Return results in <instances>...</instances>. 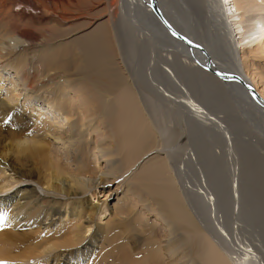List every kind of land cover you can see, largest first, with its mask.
I'll return each instance as SVG.
<instances>
[{
    "label": "bare ground",
    "instance_id": "bare-ground-1",
    "mask_svg": "<svg viewBox=\"0 0 264 264\" xmlns=\"http://www.w3.org/2000/svg\"><path fill=\"white\" fill-rule=\"evenodd\" d=\"M88 1L0 0V93L7 99L0 97V213L5 215L0 261L264 264V243L248 226L260 228L264 241V69L249 64L246 50L256 42L264 49V16H250L261 27L249 43L240 21L232 19L255 0L244 7L236 0H198L208 29L219 26L208 39L193 26L199 20L189 12L197 0L185 2L180 22L174 15L178 0H121L125 23L111 19L91 35L43 47L50 34L83 17L81 5ZM170 4L175 8L168 9ZM6 82L10 88L4 90ZM143 93L176 105L173 109L187 120V134L160 129L167 118L164 107L159 111L150 97L141 98ZM22 97L25 104L16 106ZM228 97L241 126L249 122L255 129L256 143L235 136L240 125L226 124L233 113L217 116L207 109L209 103L203 105V99L215 103ZM155 127L165 146L186 135L199 143L185 159L195 182L182 192L169 179L167 151L165 159L157 156L159 161L131 176L140 155L152 148ZM208 140L217 143L213 155L206 154ZM214 166L227 170L229 228L228 217L218 209L224 199L212 190L223 184L214 173L210 176ZM117 182L129 199L121 197L111 208L106 199L101 206L91 205L105 186ZM22 184L25 188L4 196ZM141 208L169 232L145 218L149 214ZM42 230L52 234L41 235ZM234 240L241 242V252L226 251L229 259L225 244Z\"/></svg>",
    "mask_w": 264,
    "mask_h": 264
},
{
    "label": "rangeland",
    "instance_id": "rangeland-1",
    "mask_svg": "<svg viewBox=\"0 0 264 264\" xmlns=\"http://www.w3.org/2000/svg\"><path fill=\"white\" fill-rule=\"evenodd\" d=\"M166 1L169 2L168 0H166ZM171 1H173V0H171ZM178 1L181 2V5H179L178 7H176L178 13H174V15H176L175 16V20H178L180 22V20H183L182 18L186 17V12H184L185 11L184 10V6H185V2H187V0H178ZM236 1H238L237 4H240V5L242 4L241 6H243V7L245 6L246 3H248L247 2L248 0H236ZM250 1H252V0H250ZM263 1L264 0H255V1H253L254 4L251 5V6H249V4H246L247 6H245L243 10L241 9V11L238 12L239 15H236V17L232 18V19H236L237 18V20L240 21V23H239V25L241 26L240 28L243 29L242 31H244L243 35H245L246 37L248 36V38L245 39L246 40L245 43H249L250 39L256 38V35H255L256 30L258 29V27H261V25L256 24L255 21H253L255 19H251L250 16L252 14L253 15H258L259 14L262 17L264 16V10H262V9H264L262 7ZM146 3H147V0H146ZM174 3H177V2H174ZM196 4H197V6H195ZM200 4L201 3H199V1L198 2H195L193 7L190 6L189 12H191L193 14L195 21L196 20H199V22L198 21L194 22L193 26L195 25L194 27L197 28V30L199 29V31L204 30L203 32L201 31V35L204 33L202 36H204V37L206 36V39H208L209 38L208 37L209 32L211 34H215L217 32L219 26H217V25L215 26L214 25L215 26L214 28L213 27L212 28L209 27L210 30L208 29V27H207L208 24H206V20H205L208 15L206 14L207 12L205 10H203V8L200 7ZM254 5H260L261 6L260 11ZM232 6H233V4L230 7H232ZM120 8H121V0H89L85 4L81 5V9L83 11L82 12L83 17L81 19H79V20H76V21H73L71 23H68L67 26L69 28L65 27V28H62L59 31L53 33L52 35L50 34V37L48 39L45 38L46 40L43 41L44 42L43 47L46 46L47 43H49L48 45H52V42H56L57 40H60L62 38L65 39L64 42H73V41H76L77 38H83L85 36L91 35V34L94 33V31H96V30L99 29L98 28L99 25H100V27L102 25H104V24L105 25H107V24L109 25V22H110L111 19H112L113 22H116V23L117 22H124L125 23V21L121 19L123 14L121 15ZM173 8H175V7L174 6H171V4L168 5V9H173ZM16 9H19V8H16ZM199 9L201 11H199ZM232 9H233L232 11H234V8H232ZM183 14H185V15H183ZM210 19L212 20V17H210ZM202 20H203V22H202ZM235 22L236 21H234L232 23V25H234ZM198 24H199V26H198ZM203 24H204V26H203ZM203 27H205L207 29L208 34L206 32V29L203 28ZM46 28L52 29L53 27H52V25H50V26H47ZM232 28L236 29L235 25ZM235 32H237V30H235ZM238 38H239V36H236V39H235L236 43L238 41ZM49 39H51V40H49ZM257 43L258 42H256L254 45L253 44H248L247 49H246L248 51L247 52L248 53L247 58L250 61L249 64L254 63V66H255V64H257L258 67L261 66L264 69V49H262L261 45H257ZM238 51L241 54L243 53V50H238ZM250 51H254L255 52V53L253 52L254 55L253 54L250 55L249 54ZM4 75L5 74H3V76ZM10 75H11V73H10ZM5 76H7V74ZM8 76H9V74H8ZM12 76H13V72H12ZM251 80L254 82V80L252 78H251ZM256 80H258V79H256ZM253 82H252V87H256V86L253 85ZM259 83H260L259 85L262 86L261 85V84H263L262 83V80H259ZM5 86H6V88H4V90H7L8 88H10V85H8V82H6L3 87H5ZM2 90H3V88H2ZM22 93L24 94L25 92L23 91ZM258 93H259V91H258ZM0 97H2V99L7 100L4 93H0ZM142 97L143 98L144 97H148L147 99H149V97H150L151 102L152 101L154 102V103H152V105L154 106L156 104L155 105V107L157 106L156 109H159L158 107H160L159 111H161V108L162 107H164L163 110H165L166 108H167V110H169L168 112H167V110H165V112L162 110L163 116L167 114V116H166L167 118H165V116H164L163 119L159 122L160 125L158 124V126L160 127V129H163V130L166 129V131L168 132L167 135H169L174 129L177 130L178 128L180 129V131H181L182 134H187V132H186V130H187V122L186 121L187 120H186L185 117H183V116L181 117V114L180 113L177 114L176 110L173 109L174 106H176V105H173L172 103H168V102H160L158 99L156 100L155 98H153L148 93H146V94L143 93L141 95V98ZM195 97H198V94L197 93H196V96ZM230 98L231 97L226 98V101L227 102H225V98L222 99L223 100L222 102H221V99L219 98V99H217V101H215V103L212 100L206 101V99H205L206 102H204V99H203V105L209 103V106H206V105H204V106H206L207 109H209L210 112H212L213 114H216L217 116H218V114L219 115H222L220 113L221 112H224L225 110H226L227 113H229V115H232L233 112H231V110L232 111L235 110V107L233 106V103L230 100ZM199 101H201V100L199 99ZM19 102L20 103L19 104H16V106H19V105H22L23 106L25 104V98H23V97L20 98ZM159 103H161L160 106H159ZM11 105H12V107H14V104H11ZM166 105L167 106L169 105V106L167 107ZM222 105L224 106V108L221 107ZM218 106H219V108H218ZM213 107L215 108V110H214ZM230 107H231V109H230ZM170 113L172 114V116H175V117L170 116V118H168V116H169ZM172 118L173 119L175 118V119L173 120ZM237 118H238V114L237 113H233V115L230 116L229 119H226V120H228V122L226 121V124H228V126H230V128L233 129V126L235 125L234 127L236 129V123H238V125H240L242 131L244 130L242 132L241 129H238L237 128V130H235L236 133H237L235 136H237L238 134H243L242 135V139H245V141H250V142L251 141L252 142H255L256 141L257 142V133H256L255 129L253 127L251 128V126L249 127V122L246 123L247 125H242L241 126V124L238 122ZM166 119H168L169 121H166ZM170 119L173 120L174 122L171 121ZM165 126H167L169 129L167 127L166 128H163ZM244 126H246V127L244 128ZM156 128L157 127L152 128V130L154 132V140H153L152 148L145 153L146 155H142V156L140 155V157L138 158L139 159L138 162L134 166L137 169L133 170V172L131 173V176L138 175L146 167H148L149 165L153 164L156 159H157L156 161H159L160 159H165L167 157L165 151H167V153L169 155L168 156V162L171 165V166H168V176H169V179H171L170 181L175 185V188L179 192H182L181 190L183 189V186H186V187L187 186H191V184H194L193 182H195V177H194V173L192 171V168L191 167L186 168L187 166L185 165V162H186L185 159L187 157L186 154L189 152L188 150H191V149H194L195 150L196 147H193V145H196V144H199V143H195L194 142L193 136H191L192 137L191 138V137H189V136L186 135L185 137H182V141L181 142H178L177 141V143L174 144V145L172 144V145H166L165 146L164 145L165 138L163 139V137L161 135H159V130L156 129ZM169 130H170V132H169ZM218 131H220V129ZM238 137H239V135H238ZM209 141L210 140H208V143L207 144H204L205 142H203V144H204V146L207 147L206 149H207L208 153H206V154L207 155H213L214 150H216V144L217 143L212 144L211 143L212 141L211 142H209ZM154 143H156V144H154ZM217 146H219V145H217ZM245 147L247 148L248 151L250 150L249 149V145L248 146L245 145ZM157 148H158V152L156 151ZM157 156H158L159 160H158ZM226 157L227 156L223 155L222 158H218V159L221 160V161L218 160V162L220 164H223V158L225 160ZM102 165H103V163H102ZM211 168H212V170H210V176H211V174L214 173V176L215 177H219V181L220 180H223V184H219L220 187H217V186L214 185V186H212V190L218 194V197H223V199H224V201H223L224 203H221V202L218 203V209H219V211L221 210L222 212H224L225 217H228V218H226V227L229 228L230 227L229 224H231V223L229 221V209H230V206H229V202H228V199H227V195H228L227 194V190H228V185L227 184H228V180H229L228 179L227 172H226L227 170H225V167L223 168V167H219V166L218 167L214 166V167H211ZM24 186H26V185H24ZM24 186H23V184L22 185H17V186H12V188L10 186L9 189L11 188V190L5 192L4 193V196L12 194L17 189L25 188ZM34 188H36V190H38L39 193L42 192V190H40L38 187L34 186ZM104 190H105V192L103 194H101L95 201L93 200V201L90 202L91 205H93V206H101V204H102L101 201L106 199L104 201V203H106L108 205V208H111L112 205H114L115 203H117L116 201L117 200H120L121 197H125L124 198V201H126L127 199L130 198V197H128V198L126 197L124 188H122V189L119 188V183L118 182L117 183H114L111 186H105V189ZM41 194H43V193H41ZM117 196H118V198H117ZM88 200H90V199H88ZM137 202L138 201H133L132 202V206L134 208H136V209H137V207L140 206V205L137 204ZM139 212L142 213L144 216H145V214L146 215L149 214L148 212H146V209H142V208H141V210L139 209ZM145 218H149L151 220V222H157V223H159L158 225H159L160 230L162 232L164 230V233L165 234H167L169 232V230L166 229V226L165 225H162L160 219L157 218V217H155V215H150L149 214ZM48 223H49V221L46 224H48ZM248 226L253 230V232L255 233V236L258 237L264 243V241L262 239V236L260 234V228L259 229L258 228H255V225H253L251 222H249V225ZM165 229H166V231H165ZM24 231L27 232V229L25 228ZM42 234H52V231L51 232L50 231L49 232H46V231L42 230L41 231V235ZM87 235H88L87 238H89L90 235H91V233H89ZM245 235L246 236H248V235L249 236H253L254 234L248 232V235L247 234H245ZM250 240H253L255 242V238L254 237L251 238ZM210 242L212 243L213 240H211ZM240 244H241V242L237 243L235 240H234L233 243L227 242V244H225V245H227V247L230 248V249H225L224 246H223V248L225 250L224 251V255L227 254L226 251H229L230 253L232 252V253H235V254H238L239 252H241V249H239V245ZM255 244H257V243L255 242ZM255 250L257 252L260 251V249H255ZM226 256H228V258L231 259V257L229 256V254H227ZM144 257L145 256L139 255V258H144ZM34 263L32 262V264H34ZM38 264H45V257L39 258ZM115 264H117V263H115Z\"/></svg>",
    "mask_w": 264,
    "mask_h": 264
},
{
    "label": "snow or ice",
    "instance_id": "snow-or-ice-1",
    "mask_svg": "<svg viewBox=\"0 0 264 264\" xmlns=\"http://www.w3.org/2000/svg\"><path fill=\"white\" fill-rule=\"evenodd\" d=\"M5 223V215L3 213H0V226H3ZM0 230H2V227H0ZM0 264H7L6 261H0Z\"/></svg>",
    "mask_w": 264,
    "mask_h": 264
},
{
    "label": "water",
    "instance_id": "water-1",
    "mask_svg": "<svg viewBox=\"0 0 264 264\" xmlns=\"http://www.w3.org/2000/svg\"><path fill=\"white\" fill-rule=\"evenodd\" d=\"M157 9V8H156ZM157 11V10H156Z\"/></svg>",
    "mask_w": 264,
    "mask_h": 264
}]
</instances>
